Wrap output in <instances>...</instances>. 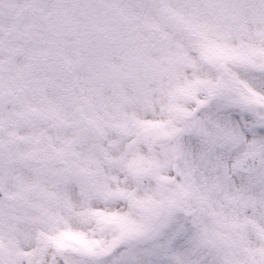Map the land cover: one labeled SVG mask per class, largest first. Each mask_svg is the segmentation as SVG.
Listing matches in <instances>:
<instances>
[{
  "label": "snow or ice",
  "instance_id": "1",
  "mask_svg": "<svg viewBox=\"0 0 264 264\" xmlns=\"http://www.w3.org/2000/svg\"><path fill=\"white\" fill-rule=\"evenodd\" d=\"M0 264H264V0H0Z\"/></svg>",
  "mask_w": 264,
  "mask_h": 264
}]
</instances>
